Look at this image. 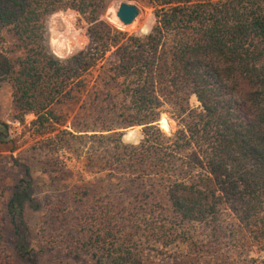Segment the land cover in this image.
<instances>
[{
  "label": "trees",
  "instance_id": "trees-1",
  "mask_svg": "<svg viewBox=\"0 0 264 264\" xmlns=\"http://www.w3.org/2000/svg\"><path fill=\"white\" fill-rule=\"evenodd\" d=\"M104 1L0 0V89L12 88L16 121L36 117L37 137L107 139L98 134L143 126L125 156L137 166L136 202L95 200L87 183L49 209L54 226L36 250L24 218L41 207L31 171L21 165L25 178L10 189L0 173V264H147L141 230L206 224L219 240L235 230L222 219L228 211L264 237V0H149L155 24L142 37L99 22ZM68 9L86 16L90 44L61 60L48 49L45 20ZM165 105L178 124L171 137L157 124ZM109 117L117 125H105ZM70 119L73 131L61 130ZM7 137L0 130V144ZM141 138L134 128L123 139Z\"/></svg>",
  "mask_w": 264,
  "mask_h": 264
},
{
  "label": "rangeland",
  "instance_id": "rangeland-1",
  "mask_svg": "<svg viewBox=\"0 0 264 264\" xmlns=\"http://www.w3.org/2000/svg\"><path fill=\"white\" fill-rule=\"evenodd\" d=\"M122 2L135 5L140 11L135 22L127 27L116 16ZM99 22L142 37L149 34L155 24L154 10L149 0H105L100 9ZM45 27L48 49L55 57L57 55L54 52L61 54L60 58L57 57L61 60L72 57L90 44V24L86 16L72 9L49 16L45 20ZM4 35L6 44L12 45L13 39L6 32ZM107 60L108 63L115 62L111 55H108ZM194 96L190 98V106L196 109L200 103ZM162 110L160 120L165 115L164 129L160 121L157 124L164 136L171 137L177 131L178 124L167 105ZM63 112L66 110L63 109ZM14 117L12 88L7 86L0 89V130H7L8 136L7 142L0 144V173L4 175V182L10 189L25 178L21 165L29 167L31 171V192L41 207L38 210L26 208L24 218L36 250L43 248L42 229L47 225L54 226L51 223L53 219L48 216L49 209L62 200L70 201L75 193H83L87 183L95 190L92 193L95 200L106 198L121 203V206L136 202L139 187L138 182L131 177L137 166H131L125 156L131 150L128 147H137L144 139L143 126L98 134L106 135L107 139L99 136L94 138L93 133L78 134L83 139L73 138L66 133L37 137L31 126L36 118L33 114L26 116L24 124ZM117 121L109 117L105 125L113 127ZM71 125L72 119L60 129L73 131ZM134 128H139L141 140L139 143H126L124 135ZM49 138L52 140H47ZM153 180L157 182L158 178ZM74 209L72 206L71 211ZM155 212L156 218H162L164 222L166 218L160 217L158 210ZM222 219L228 227L235 226V230L227 228V237H220L219 240L215 239L208 225L189 223L177 224L172 228L167 226L157 236L141 230L137 243L147 264H264V237L258 238L240 228L239 214L235 211L226 212ZM60 225L63 227L64 223ZM42 257V263L46 262L44 254Z\"/></svg>",
  "mask_w": 264,
  "mask_h": 264
},
{
  "label": "water",
  "instance_id": "water-1",
  "mask_svg": "<svg viewBox=\"0 0 264 264\" xmlns=\"http://www.w3.org/2000/svg\"><path fill=\"white\" fill-rule=\"evenodd\" d=\"M140 11L137 6L122 2L119 5L116 16L124 27L132 25L138 17Z\"/></svg>",
  "mask_w": 264,
  "mask_h": 264
},
{
  "label": "bare ground",
  "instance_id": "bare-ground-1",
  "mask_svg": "<svg viewBox=\"0 0 264 264\" xmlns=\"http://www.w3.org/2000/svg\"><path fill=\"white\" fill-rule=\"evenodd\" d=\"M54 53H55L57 56H59V57L62 56L61 54H57L56 52H54Z\"/></svg>",
  "mask_w": 264,
  "mask_h": 264
}]
</instances>
